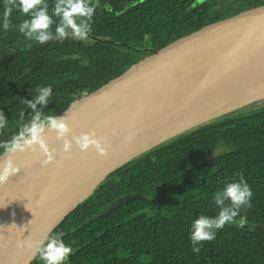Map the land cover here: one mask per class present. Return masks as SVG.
<instances>
[{
  "label": "trees",
  "instance_id": "1",
  "mask_svg": "<svg viewBox=\"0 0 264 264\" xmlns=\"http://www.w3.org/2000/svg\"><path fill=\"white\" fill-rule=\"evenodd\" d=\"M54 0H49L51 7ZM88 42L28 41L14 27H0V110L15 125L0 131V145L30 117L21 103L37 86L52 85L42 112L60 116L133 66L176 41L213 24L264 7V0H99ZM111 4L112 12L104 9ZM3 0H0L2 23ZM14 11L13 25L26 19ZM39 107V106H38ZM24 112L23 119L21 113ZM17 125V126H16ZM219 148L227 153L214 155ZM4 149L0 147V156ZM243 177L251 204L211 241L193 251L191 223L215 216V193ZM143 195L75 231L112 202ZM264 105L188 132L125 165L53 234L72 249L89 244L67 264H264ZM52 234V235H53ZM206 259V261H204ZM33 264H42L37 258Z\"/></svg>",
  "mask_w": 264,
  "mask_h": 264
},
{
  "label": "water",
  "instance_id": "2",
  "mask_svg": "<svg viewBox=\"0 0 264 264\" xmlns=\"http://www.w3.org/2000/svg\"><path fill=\"white\" fill-rule=\"evenodd\" d=\"M133 66L95 94L60 116L68 138L102 133L114 119L134 117L108 143V154L82 152L73 143L71 158L59 155L62 141L46 130L47 146L57 150L46 166L42 150L17 153L21 171L0 184V264H33L38 258L24 240L47 241L56 229L90 199L110 175L188 132L227 116L264 105L241 103L264 97V7L213 24L176 41ZM263 99V98H262ZM231 107L232 111L223 113ZM4 154L0 156L2 161ZM143 195L120 198L75 231ZM255 232L264 226H249ZM89 244L73 249L69 257ZM206 261V259H204Z\"/></svg>",
  "mask_w": 264,
  "mask_h": 264
},
{
  "label": "clouds",
  "instance_id": "3",
  "mask_svg": "<svg viewBox=\"0 0 264 264\" xmlns=\"http://www.w3.org/2000/svg\"><path fill=\"white\" fill-rule=\"evenodd\" d=\"M99 0H54L51 7L49 0H3L2 23L0 27L4 31L15 28L28 41H35L41 45L53 40L74 39L80 42H88L90 33L93 31V17ZM104 9L112 12L111 4H105ZM14 11L22 13L26 19L19 24L13 25L11 17ZM35 95L31 99H25L21 103L28 113L29 119L19 127L18 132L5 141L0 147L4 149V157L0 161V184H5L12 176L21 171V167L15 162L17 153L36 151L37 146L46 157L41 161L42 166L53 162L57 155L56 149L47 146L44 139L46 130L55 131L57 139L62 141V149L59 155L63 159L71 158L73 143L82 151L94 148L100 156L108 154V143L105 137H97L96 134L83 132L68 138L70 132L66 117L42 112L53 96L51 84L37 86ZM39 106V107H38ZM24 112L21 113L23 119ZM9 119L0 110V131L6 130ZM113 136L119 133L113 129ZM253 191L246 180L241 177L225 183L223 189L213 196V203L219 208L215 216L200 214L191 223L189 239L192 242L193 251L198 252L204 241L215 238L218 230L226 224L235 221L240 215L242 208L251 204ZM246 218L241 217L239 225L243 226ZM22 246H26L37 255L42 264H67L73 249L66 244L59 234L50 235L47 241L24 240Z\"/></svg>",
  "mask_w": 264,
  "mask_h": 264
},
{
  "label": "bare ground",
  "instance_id": "4",
  "mask_svg": "<svg viewBox=\"0 0 264 264\" xmlns=\"http://www.w3.org/2000/svg\"><path fill=\"white\" fill-rule=\"evenodd\" d=\"M262 98L257 99L255 101H251V102L241 103L242 108L250 107L252 105L257 104L258 102H264V97H262ZM234 109H237V107H231L228 110L223 111V113H226L228 111H232ZM133 119H134V117H121L120 119H118V121H116L117 119H114V121L112 123V127L108 131L102 133L103 134L102 137H105L107 140V143H109L114 137L112 135L113 129H115L117 132H119L120 130H123L124 128H126L133 121Z\"/></svg>",
  "mask_w": 264,
  "mask_h": 264
},
{
  "label": "rangeland",
  "instance_id": "5",
  "mask_svg": "<svg viewBox=\"0 0 264 264\" xmlns=\"http://www.w3.org/2000/svg\"><path fill=\"white\" fill-rule=\"evenodd\" d=\"M17 126V125H16ZM12 127H15V125H10V126H8L7 127V131H10V129L12 128ZM228 152V150L226 149V148H219V150L214 154V155H221V154H224V153H227Z\"/></svg>",
  "mask_w": 264,
  "mask_h": 264
}]
</instances>
